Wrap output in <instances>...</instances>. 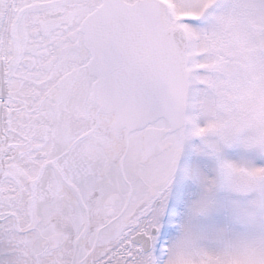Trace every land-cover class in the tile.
Wrapping results in <instances>:
<instances>
[{"label":"snow or ice","instance_id":"obj_1","mask_svg":"<svg viewBox=\"0 0 264 264\" xmlns=\"http://www.w3.org/2000/svg\"><path fill=\"white\" fill-rule=\"evenodd\" d=\"M0 264H264V0H0Z\"/></svg>","mask_w":264,"mask_h":264}]
</instances>
